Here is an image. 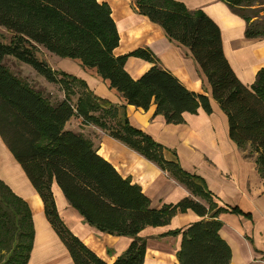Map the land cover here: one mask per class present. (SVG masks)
I'll return each mask as SVG.
<instances>
[{"label": "trees", "instance_id": "1", "mask_svg": "<svg viewBox=\"0 0 264 264\" xmlns=\"http://www.w3.org/2000/svg\"><path fill=\"white\" fill-rule=\"evenodd\" d=\"M221 1L246 20L247 37L264 38L260 16L263 2ZM131 2L168 38L190 50L207 78L212 97L228 118L230 138L243 149L250 146L248 156L255 158L264 182V69L252 85L244 84L225 57L219 25L203 11L189 10L176 0ZM0 27L12 34L9 43L0 40V135L40 195L46 217L74 264H146L147 244L139 235L144 228L167 224L178 210L191 209L201 217L210 214V206L192 196L177 204L152 207L142 188L99 154V145L71 128L73 118L82 117V126H98L167 171L194 196L208 197L203 177L167 160L165 147L132 126L122 107L97 96L85 80L58 72L37 57L40 50H45L79 60L84 68H95L127 104L145 111L154 104L155 115H163L170 124L183 123L185 113L200 107L210 112L209 97L189 90L159 65L151 49L140 47L121 56L114 54L120 36L107 3L0 0ZM131 56L152 63L137 79L125 68ZM8 57L29 64L51 83L78 84L85 97L74 102L70 97L74 93L69 91L60 101L52 102L7 67ZM100 108L108 113L107 121L91 113L85 115ZM54 184L90 225L112 235L130 236L126 250L112 262L99 257L60 216ZM221 227L222 222L212 213L209 219L167 232L181 235L177 264H229L231 248L219 234ZM33 240L29 205L0 180V264H27Z\"/></svg>", "mask_w": 264, "mask_h": 264}, {"label": "crops", "instance_id": "2", "mask_svg": "<svg viewBox=\"0 0 264 264\" xmlns=\"http://www.w3.org/2000/svg\"><path fill=\"white\" fill-rule=\"evenodd\" d=\"M109 5L120 36L114 54L121 56L134 49L149 48L163 68L171 71L191 91L209 97L211 111L200 107L185 113L181 124L167 123L155 115L153 104L147 111L126 103L115 89L102 79L95 68L80 65L74 76L86 81L89 88L125 112L130 124L165 147V158L176 162L187 173L203 177L208 197L194 196L167 171L138 151L102 132L99 154L110 161L124 176L138 184L151 200L152 207L177 204L182 198L194 199L210 206V214L222 222L220 236L231 248L229 264H264V182L250 148L239 147L229 135L226 114L214 100L207 78L190 50L166 36L162 28L135 9L131 0H99ZM189 10H201L221 29L225 57L237 77L252 85L264 69V38L246 36V20L232 12L221 0H176ZM152 63L129 57L125 68L137 79ZM53 68V67H52ZM54 69V68H53ZM124 105V108H123ZM81 127V121L79 124ZM74 131L81 128L71 127ZM0 180L29 205L34 230L33 247L27 264H74L66 246L48 221L43 201L20 163L0 135ZM53 192L60 216L99 257L112 262L129 246L130 236L112 235L90 225L54 184ZM201 217L193 210H178L165 225L148 226L139 235L146 240V264H177L176 253L181 235L166 234L188 226ZM166 234V235H163Z\"/></svg>", "mask_w": 264, "mask_h": 264}, {"label": "rangeland", "instance_id": "3", "mask_svg": "<svg viewBox=\"0 0 264 264\" xmlns=\"http://www.w3.org/2000/svg\"><path fill=\"white\" fill-rule=\"evenodd\" d=\"M264 3V0H260ZM263 10L260 12V16L264 20V5L262 6ZM247 14L252 15L253 13L247 12ZM254 18L253 20H255ZM12 37V34L8 32L7 30L0 27V40L4 43H9L10 39ZM37 57L41 60H44L49 64V66L53 67L58 72H65L69 75H75L79 72L80 65L75 59L70 58H62L60 56L49 54L45 50H40L37 53ZM7 67L17 76H19L22 79H25L27 82H29L35 89H39L41 92H43L52 102L60 101L63 99L64 96L68 94L69 91L71 93H74V95H71L70 97L73 99L74 102H76L80 97H85L84 93L82 92V87H80L78 84L71 83L67 84L64 81H58L56 83H51L47 81V79L42 76L41 74L37 73L29 64H26L22 61H19L13 57H8L6 59ZM83 67V66H82ZM86 110H89L90 108H85ZM88 113H91L95 116H101L106 121L109 119L108 113L98 109L97 111L94 110L93 112H85V115ZM80 121H82V117L77 116L73 118V121L71 123V127H76V129L81 128L82 132L91 140H93L97 145L100 144L101 136H102V130L98 126H92V125H86V126H80ZM248 146L246 147V149ZM250 151V148L247 149Z\"/></svg>", "mask_w": 264, "mask_h": 264}]
</instances>
